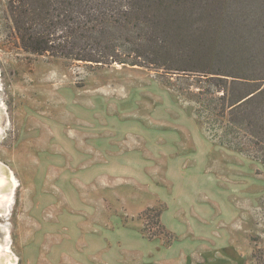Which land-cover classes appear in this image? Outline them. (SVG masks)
Listing matches in <instances>:
<instances>
[{"label":"rangeland","instance_id":"obj_1","mask_svg":"<svg viewBox=\"0 0 264 264\" xmlns=\"http://www.w3.org/2000/svg\"><path fill=\"white\" fill-rule=\"evenodd\" d=\"M201 84L25 51L0 0L10 264H264V165L210 133Z\"/></svg>","mask_w":264,"mask_h":264},{"label":"trees","instance_id":"obj_2","mask_svg":"<svg viewBox=\"0 0 264 264\" xmlns=\"http://www.w3.org/2000/svg\"><path fill=\"white\" fill-rule=\"evenodd\" d=\"M6 12L25 51L195 75L210 133L264 165V0H6Z\"/></svg>","mask_w":264,"mask_h":264},{"label":"bare ground","instance_id":"obj_3","mask_svg":"<svg viewBox=\"0 0 264 264\" xmlns=\"http://www.w3.org/2000/svg\"><path fill=\"white\" fill-rule=\"evenodd\" d=\"M48 71H49V69H48ZM44 72L45 71H43V73ZM48 75H49V73H48ZM49 76H51V75H49ZM45 80H47V79H45ZM3 168H5V167H3ZM6 173L7 172L4 169H2V167H0V204H1V207L2 206L4 207L5 203H7L8 205L10 204V202H11V190H12L13 186L15 185V180L13 179V177L11 176L12 179H9L8 176H6ZM234 174H236V172ZM12 261H13V259H12V256L10 253L5 252V251L0 252V264H10Z\"/></svg>","mask_w":264,"mask_h":264},{"label":"water","instance_id":"obj_4","mask_svg":"<svg viewBox=\"0 0 264 264\" xmlns=\"http://www.w3.org/2000/svg\"><path fill=\"white\" fill-rule=\"evenodd\" d=\"M0 211L3 213L4 212V208L3 207H0Z\"/></svg>","mask_w":264,"mask_h":264}]
</instances>
